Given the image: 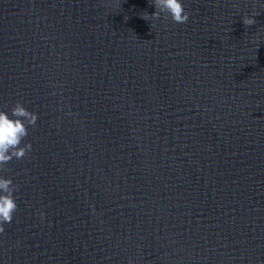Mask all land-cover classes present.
Listing matches in <instances>:
<instances>
[{
	"label": "water",
	"instance_id": "water-1",
	"mask_svg": "<svg viewBox=\"0 0 264 264\" xmlns=\"http://www.w3.org/2000/svg\"><path fill=\"white\" fill-rule=\"evenodd\" d=\"M0 264H264V0H0Z\"/></svg>",
	"mask_w": 264,
	"mask_h": 264
}]
</instances>
